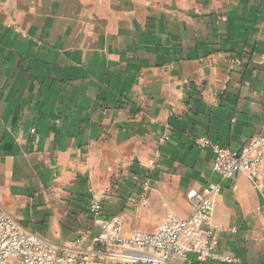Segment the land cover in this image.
<instances>
[{"label":"crops","instance_id":"obj_1","mask_svg":"<svg viewBox=\"0 0 264 264\" xmlns=\"http://www.w3.org/2000/svg\"><path fill=\"white\" fill-rule=\"evenodd\" d=\"M263 132L264 0H0V203L26 230L96 234L91 195L152 232L217 183L219 258L191 264H264V172L198 143Z\"/></svg>","mask_w":264,"mask_h":264},{"label":"built area","instance_id":"obj_2","mask_svg":"<svg viewBox=\"0 0 264 264\" xmlns=\"http://www.w3.org/2000/svg\"><path fill=\"white\" fill-rule=\"evenodd\" d=\"M237 62V60H232ZM213 153V170L224 179L244 173L253 180L264 172V132L235 150L208 138L199 139ZM221 186L189 190L193 212L181 217L166 213L152 232L125 234V222L117 215L106 217L101 200L90 195V213L99 231L87 230L66 245L26 230L0 203V264H181L218 259L213 225ZM89 240L88 247H83Z\"/></svg>","mask_w":264,"mask_h":264}]
</instances>
